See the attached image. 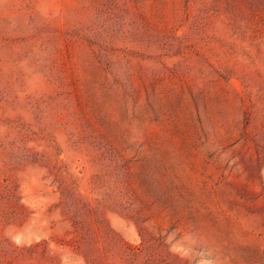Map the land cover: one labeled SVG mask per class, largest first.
Here are the masks:
<instances>
[{
    "label": "rangeland",
    "instance_id": "1",
    "mask_svg": "<svg viewBox=\"0 0 264 264\" xmlns=\"http://www.w3.org/2000/svg\"><path fill=\"white\" fill-rule=\"evenodd\" d=\"M0 264H264V0H0Z\"/></svg>",
    "mask_w": 264,
    "mask_h": 264
}]
</instances>
